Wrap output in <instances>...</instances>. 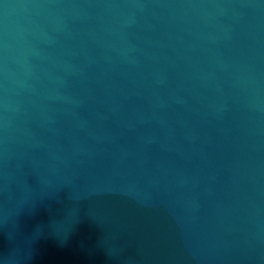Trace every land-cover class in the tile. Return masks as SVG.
I'll return each mask as SVG.
<instances>
[{
	"label": "water",
	"instance_id": "obj_1",
	"mask_svg": "<svg viewBox=\"0 0 264 264\" xmlns=\"http://www.w3.org/2000/svg\"><path fill=\"white\" fill-rule=\"evenodd\" d=\"M0 264H264V0H0Z\"/></svg>",
	"mask_w": 264,
	"mask_h": 264
}]
</instances>
